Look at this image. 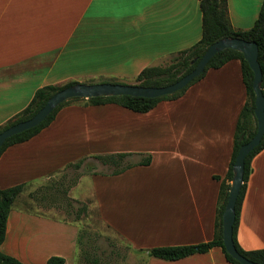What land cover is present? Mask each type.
Segmentation results:
<instances>
[{
	"label": "crops",
	"instance_id": "1",
	"mask_svg": "<svg viewBox=\"0 0 264 264\" xmlns=\"http://www.w3.org/2000/svg\"><path fill=\"white\" fill-rule=\"evenodd\" d=\"M262 1L229 0L228 12L233 27L251 29L259 16ZM202 35L203 14L199 0H0V126L23 111L42 87L92 75L128 76L133 69L134 75H139L145 68L160 66L173 54L192 47ZM241 70L238 60L221 69L209 70L205 78L176 100L193 102L208 90L213 93V99L225 103L217 115L216 124L219 126L209 138L201 140L195 133L185 135L186 151L170 155L176 156L184 165L203 167L208 164L219 169H211L208 176L211 187L205 193L207 195L200 199L191 196L182 201L196 219L178 230L148 231L143 237L153 243L135 244L137 247L132 248L134 252H130V259L122 264H229L220 248L178 261L150 257L148 250L195 245L213 239L221 185V181L214 177L224 179L229 171L236 125L248 101ZM200 99L195 103L199 107L202 105ZM91 110L66 107L39 135L9 148L0 157V188L7 189L33 179L14 181L13 177L22 165L19 158L30 147H42L43 140L53 138L64 113ZM98 123L100 121H95L93 125ZM183 139L184 135H179L180 146L185 142ZM206 143L213 148L205 150ZM209 152L212 158H209ZM152 154L151 165L155 155ZM161 155L167 154L163 151ZM36 166L37 163H25L22 171L28 172ZM252 169L238 228L239 244L246 251L264 249V150L254 158ZM127 172L119 176L108 175V178L95 174L94 178L115 180ZM85 177H81L73 190L78 189ZM12 212L1 246L2 253L25 264H46L53 256L64 258L65 264H112L104 252L100 258L93 259L85 254L91 247H82L78 243L75 225L26 212ZM34 220L50 226V230L32 231L28 226H33ZM37 249L44 253L35 254ZM140 252L144 253L143 256Z\"/></svg>",
	"mask_w": 264,
	"mask_h": 264
},
{
	"label": "rangeland",
	"instance_id": "2",
	"mask_svg": "<svg viewBox=\"0 0 264 264\" xmlns=\"http://www.w3.org/2000/svg\"><path fill=\"white\" fill-rule=\"evenodd\" d=\"M175 55L160 66L169 65ZM133 71L128 76L92 75L55 86L63 87L73 82L139 85L138 75ZM212 95L206 90L200 97L202 99L198 98L199 103L202 102L200 107L195 104L198 99L184 103L165 101L170 104H160L147 114H137L115 104L91 106L86 99L72 101L66 107L92 110L64 113L56 126L57 134L43 140L42 147H30L19 158L22 165L13 177L14 181L33 179L26 183L28 187L15 201L12 214L14 211L26 212L35 217L75 225L78 243L82 247H91L85 251L91 259L100 258L104 252L112 264L129 260L132 248L153 243L144 238L148 231H174L196 219L182 201L191 196L200 199L207 195L205 193L211 187L208 176L211 169L219 167L184 165L176 156L170 155L186 151L185 135L199 134L204 140L218 128L217 115L225 103L213 99ZM15 119L16 115L7 123ZM95 121H100V124L93 125ZM179 135H184L182 146ZM209 148L213 147L206 143L205 150ZM151 151L155 155L149 168L137 166L115 180L94 178L96 173L100 178H108L113 170L97 160V156L128 153L131 156L124 163L137 164L148 156L153 159ZM163 151L167 155H161ZM210 154L208 156L212 158ZM79 161H83V165L76 170L71 165ZM25 163H37L38 166L25 172L22 171ZM82 176L86 177L78 189L73 190V183ZM83 206L88 208V213L78 219ZM33 223L35 226L28 228L35 232L51 228L36 220ZM38 252L44 253L38 249L34 253Z\"/></svg>",
	"mask_w": 264,
	"mask_h": 264
},
{
	"label": "trees",
	"instance_id": "3",
	"mask_svg": "<svg viewBox=\"0 0 264 264\" xmlns=\"http://www.w3.org/2000/svg\"><path fill=\"white\" fill-rule=\"evenodd\" d=\"M200 7L203 14V35L202 39L194 44L192 47L180 51L171 60V63L167 66H156L145 68L137 77V81L140 86L144 87H165L172 85L179 81L184 76L191 73L207 50L216 42L225 38H237L246 42L256 43L259 49L258 61L263 74L262 91L264 94V0L260 8L259 16L254 26L249 30H240L233 27L229 12L228 1L229 0H199ZM238 60L241 63V71L243 76V82L248 95V101L243 107L239 119L236 125L234 134V147L233 156L229 171L224 179L219 176L214 178L221 181L219 190V200L215 224V234L212 240L195 245H178V246H162L155 247L148 250V255L157 259L165 261H178L195 254H205L214 248H220L225 256L226 261L229 264H241L233 257H231L224 246L223 240V213L228 202L229 192L231 189V182L234 176L233 167L240 148L247 144L257 133V120L255 117V100L256 96L253 90L254 73L250 68L248 62L245 60L244 55L238 51L231 49L225 50L217 54L209 63L205 72L193 81L187 88L179 91L170 96H164L156 99L137 98L130 96L122 97H105V98H92L87 100L91 106H104L108 104H115L121 106L127 110H130L137 114H147L154 110L161 102L176 101L182 98L188 89L200 82L205 78L209 70H218L223 68L229 62ZM114 83L116 82H103ZM78 82L70 83L63 87H57L55 85H49L38 89L29 105L20 113L16 115V119L0 127V133L18 123L28 121L32 119L37 113L45 106L47 101L59 91L76 85ZM82 99H73L65 102L59 108H57L41 125L36 128L27 130L16 136L10 138L0 150V157L11 147L26 143L39 135L43 130L47 129L56 120L60 111L68 106L72 101H78ZM264 150V138L261 144L247 157L245 163L244 173V185L239 195L236 206V222L234 226V243L238 252L257 264H264V249L246 251L244 250L238 241V228L241 218L242 205L246 195L247 184L249 182L252 169V162L254 158ZM131 154L119 153L114 155H100L96 159L103 165L113 168L109 176H119L125 172L140 166L148 167L151 165L152 157L148 156L146 159L140 161L137 164L128 163L125 164V159L130 157ZM83 165V161L77 162L73 166L76 170H80ZM98 174V173H96ZM80 181L77 178L72 186H76ZM28 187V184H20L7 189L0 188V264H25L18 259L8 256L1 251V246L5 241L7 233V224L10 213L13 209V205L18 197ZM81 212L77 216L78 219L81 216L88 213V208L83 206L80 209ZM65 259L58 256H53L48 259L46 264H65Z\"/></svg>",
	"mask_w": 264,
	"mask_h": 264
},
{
	"label": "water",
	"instance_id": "4",
	"mask_svg": "<svg viewBox=\"0 0 264 264\" xmlns=\"http://www.w3.org/2000/svg\"><path fill=\"white\" fill-rule=\"evenodd\" d=\"M234 50L242 53L254 73L253 90L256 96L255 117L257 120V133L243 145L236 157L231 182V189L227 205L223 213V240L228 254L241 264H257L242 256L234 243V226L236 222V206L242 187L244 185L245 163L247 157L261 144L264 138V94L262 91L263 74L258 61L259 49L256 43L246 42L237 38H225L214 43L199 60L196 68L176 83L165 87H144L140 85H126L114 83H97L67 87L53 95L45 106L32 119L18 123L0 133V150L5 143L20 133L41 125L61 105L73 99H92L105 97L130 96L137 98L156 99L173 95L187 88L194 80L200 77L207 69L211 60L225 50Z\"/></svg>",
	"mask_w": 264,
	"mask_h": 264
}]
</instances>
